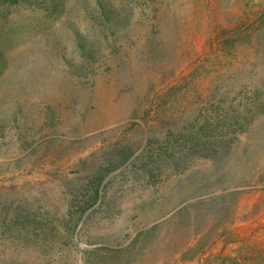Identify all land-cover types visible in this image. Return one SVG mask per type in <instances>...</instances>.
Returning <instances> with one entry per match:
<instances>
[{
    "label": "rangeland",
    "instance_id": "1",
    "mask_svg": "<svg viewBox=\"0 0 264 264\" xmlns=\"http://www.w3.org/2000/svg\"><path fill=\"white\" fill-rule=\"evenodd\" d=\"M0 264H264V0H0Z\"/></svg>",
    "mask_w": 264,
    "mask_h": 264
},
{
    "label": "trees",
    "instance_id": "2",
    "mask_svg": "<svg viewBox=\"0 0 264 264\" xmlns=\"http://www.w3.org/2000/svg\"><path fill=\"white\" fill-rule=\"evenodd\" d=\"M149 113H150V111H146V112H145V115H149ZM208 148H209V150H210V154L215 155V156L212 157V159H213V158H216V155H219L220 153L222 154V151H224V150H223L224 147L221 146V145L209 146ZM131 155H132V152L128 153V154L124 157V159L127 160L129 157H131Z\"/></svg>",
    "mask_w": 264,
    "mask_h": 264
}]
</instances>
